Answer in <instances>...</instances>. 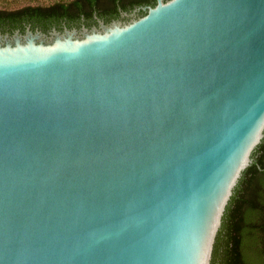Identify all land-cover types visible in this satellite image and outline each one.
Listing matches in <instances>:
<instances>
[{"label":"water","instance_id":"water-1","mask_svg":"<svg viewBox=\"0 0 264 264\" xmlns=\"http://www.w3.org/2000/svg\"><path fill=\"white\" fill-rule=\"evenodd\" d=\"M264 138V0L0 33V264H211Z\"/></svg>","mask_w":264,"mask_h":264},{"label":"trees","instance_id":"trees-1","mask_svg":"<svg viewBox=\"0 0 264 264\" xmlns=\"http://www.w3.org/2000/svg\"><path fill=\"white\" fill-rule=\"evenodd\" d=\"M45 13L40 6L0 10V25L20 26L28 17L45 26ZM211 264H264V138L226 206Z\"/></svg>","mask_w":264,"mask_h":264},{"label":"flooded vegetation","instance_id":"flooded-vegetation-1","mask_svg":"<svg viewBox=\"0 0 264 264\" xmlns=\"http://www.w3.org/2000/svg\"><path fill=\"white\" fill-rule=\"evenodd\" d=\"M166 1V0H165ZM157 0H64L40 6L46 11V25L24 17L20 26L0 25L1 34L12 35L16 31L24 34L27 29L40 31L47 35L53 30H81L82 28H100L102 24L113 22L127 23L144 16L149 7H154ZM223 220V218H222Z\"/></svg>","mask_w":264,"mask_h":264},{"label":"rangeland","instance_id":"rangeland-1","mask_svg":"<svg viewBox=\"0 0 264 264\" xmlns=\"http://www.w3.org/2000/svg\"><path fill=\"white\" fill-rule=\"evenodd\" d=\"M64 0H0V10H16L25 6H46Z\"/></svg>","mask_w":264,"mask_h":264}]
</instances>
